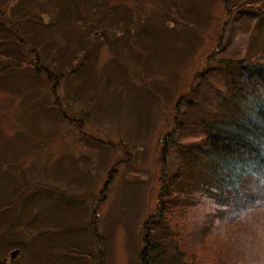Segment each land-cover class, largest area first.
<instances>
[{"label": "rangeland", "instance_id": "1", "mask_svg": "<svg viewBox=\"0 0 264 264\" xmlns=\"http://www.w3.org/2000/svg\"><path fill=\"white\" fill-rule=\"evenodd\" d=\"M243 2L0 0V264H12L13 238L24 250L13 264H141L166 137L165 178L193 124L262 103L242 99L230 62L264 51V15ZM204 163L191 167L196 181ZM262 183L250 200L264 198ZM163 222L148 261L185 264L163 252Z\"/></svg>", "mask_w": 264, "mask_h": 264}, {"label": "trees", "instance_id": "2", "mask_svg": "<svg viewBox=\"0 0 264 264\" xmlns=\"http://www.w3.org/2000/svg\"><path fill=\"white\" fill-rule=\"evenodd\" d=\"M243 6L264 15V0H244ZM13 40L20 43L17 36ZM1 59L3 58L0 56ZM230 62L237 63L239 82L245 83L248 91L252 92L251 96L264 104V51L261 57L256 55L253 60L247 58L246 61ZM253 75L257 78L250 84ZM55 106L54 109L58 105ZM259 106L258 109H252L250 116L243 120L242 112L240 115L236 113L235 118L223 117L221 112L216 115L212 112L215 118L208 117L193 124L188 140L178 147L180 156L185 159L184 163L176 169V176L167 178L163 170L169 155L167 140L173 136L166 137L160 157L161 178L159 195L155 200L157 210L143 225L146 234L142 236L141 264H156L155 261H158L157 256L152 255L156 250L153 251L154 246L150 244L149 234L163 220L166 230L164 235L160 234L163 237L159 243L165 245L160 246L164 247L165 253L169 251L178 254L185 264H264V218H255L257 214H264V198L250 200L249 195V191H252L249 185L252 182H264V171L259 168V165L264 166L261 164L264 163V114L259 111L262 105L257 107ZM56 110L68 124L81 129V125H78L81 123H74L64 112L62 114V109ZM230 124H234V130L227 128ZM255 126L261 129L260 135L255 134ZM81 138L86 144L90 139L83 134ZM190 148L194 151L191 152ZM245 154L258 160L259 162L255 163L257 165H250L242 170L225 165L227 162H245L241 159ZM201 161L205 162L207 174H202L201 179L196 181L191 167H196ZM252 166L256 167V172H250ZM115 170L111 173H115ZM244 171L256 177L252 179L244 175ZM235 173L238 174L239 180L233 182L231 179L236 176ZM105 190L106 188L103 192ZM257 192L259 194V191ZM104 199L105 196L101 195L97 206ZM96 211L97 208L94 213ZM93 230L97 232L96 228ZM94 235L100 240L97 233ZM151 237L153 238V235ZM14 240L15 238L7 240L8 244H13V248L7 251L6 260H9V255L14 250H19V256L24 252ZM148 254L152 255L155 261H148Z\"/></svg>", "mask_w": 264, "mask_h": 264}, {"label": "bare ground", "instance_id": "3", "mask_svg": "<svg viewBox=\"0 0 264 264\" xmlns=\"http://www.w3.org/2000/svg\"><path fill=\"white\" fill-rule=\"evenodd\" d=\"M251 10V9H250ZM0 32L2 33V34H5L4 32H7V31H5V28L4 27H0ZM251 93L252 92H250L249 91V93H247L242 99H246V98H248L250 95H251ZM261 109L259 110L260 111V113H262V114H264V104H262L261 103ZM260 107V106H259ZM230 115H232V113H229ZM250 114H251V111H246L245 113H243V115L241 116V119L243 120V118H245V117H248V116H250ZM222 116L224 117V116H226V113L225 112H222ZM257 125H259L258 123H257ZM257 129H256V133L255 134H257V135H260V133H261V129L260 128H258L257 126H255ZM227 128L229 129V128H231L232 130H234V124H230V125H228L227 126ZM190 151L192 152V151H194V149L193 148H190ZM241 159L243 160V161H245V162H242V161H238V162H236V164H239L238 165V167L239 168H237V169H243V168H246L247 166H250V165H257V164H255V163H257V162H259L258 160H255V159H253V158H249L246 154L245 155H242V157H241ZM248 162L249 163H253V164H248ZM259 167H260V169L261 170H263L264 169V166H262V165H259ZM207 172V171H206ZM16 174H18V177H20L21 178V180H22V183L24 184V182H27V180H26V178H24L23 176H25L26 174H24L23 173V171H21V170H18L17 172H15V175ZM244 175H246V176H250L251 178H255V176L253 175V174H251L250 172H248V171H244ZM17 176V175H16ZM22 177H23V179H22ZM73 262H76V261H73Z\"/></svg>", "mask_w": 264, "mask_h": 264}, {"label": "water", "instance_id": "4", "mask_svg": "<svg viewBox=\"0 0 264 264\" xmlns=\"http://www.w3.org/2000/svg\"><path fill=\"white\" fill-rule=\"evenodd\" d=\"M19 254V251H14L10 254V258L14 259Z\"/></svg>", "mask_w": 264, "mask_h": 264}]
</instances>
